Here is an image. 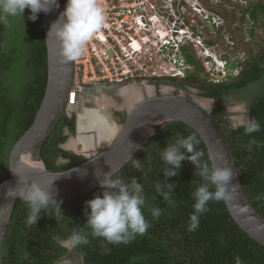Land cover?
I'll return each mask as SVG.
<instances>
[{
    "label": "trees",
    "instance_id": "1",
    "mask_svg": "<svg viewBox=\"0 0 264 264\" xmlns=\"http://www.w3.org/2000/svg\"><path fill=\"white\" fill-rule=\"evenodd\" d=\"M226 2L230 4V1ZM224 11V14L216 12L225 20L229 12L228 21L235 12L242 13V23L250 17L257 26L250 37H254L256 29L264 34V0L250 2L247 7L236 4ZM31 15V11L25 9L22 16L10 17L8 24L0 23V184L10 178L9 154L32 125L48 80L41 13L35 22L29 19ZM260 17L262 21L258 22ZM259 42L256 45L259 54L251 50L241 63L243 67L249 66L234 82L208 88L200 76L205 71L203 65L199 66L194 78L202 90L207 89L205 96L215 98L219 106L223 93L235 100L246 101L253 119L260 125L259 131L246 135L245 125L237 129L223 125L226 119L221 106L218 114H212L231 144L244 193L264 219V45H261L264 41ZM181 51L188 65H198L188 46H183ZM171 83L176 85L174 81ZM75 126V117L64 115L44 143L41 154L49 170L66 171L87 160L58 148L66 140L63 129L68 127L74 132ZM193 133L200 141L197 149L207 160V148L199 135L185 123L175 122L154 135L146 147L113 176L126 182L135 178L144 186L143 214L150 225L144 234H136L126 243H108L92 235L86 226V212H90L86 202L102 195L104 189L101 186L63 205L60 221L56 207L50 205L31 226L26 222L29 209L22 199H18L3 241V264H56L62 257L79 264H237V259L241 264H264V247L240 229L224 200L210 201L209 211L200 216L199 227L195 231L188 230L195 203L192 193L204 181L187 159L181 162L176 176L166 179L163 169L167 166L161 154L171 139ZM60 156L68 158L69 163L57 165L56 158ZM134 159L140 160L139 170L133 167ZM166 183L173 185L171 203L164 200L156 188L158 184ZM164 191L168 189L164 188ZM156 207L162 210L158 218L152 216V209ZM73 231L84 232L89 243L69 252L60 241L67 239Z\"/></svg>",
    "mask_w": 264,
    "mask_h": 264
},
{
    "label": "water",
    "instance_id": "2",
    "mask_svg": "<svg viewBox=\"0 0 264 264\" xmlns=\"http://www.w3.org/2000/svg\"><path fill=\"white\" fill-rule=\"evenodd\" d=\"M58 7L48 14L41 12L42 27L47 50L48 80L45 95L30 128L13 146L9 158L10 178L0 184V264H3V241L19 196L12 197L13 191L32 182L50 191L58 207L71 203L100 186L97 173L120 172L150 139L171 123L181 122L191 127L204 142L212 163L218 167H230L233 177L224 199L225 205L235 223L251 239L264 247V219L252 207L241 185L231 144L218 121L201 104L183 95L150 96L139 101L130 110L123 125L107 144L101 143L103 151L66 171H51L42 157V148L64 115L69 102L78 92L75 88L77 74L76 60L66 62L62 56L61 43L52 26L65 11L64 0H57ZM66 20V18H65ZM111 89L117 86L98 84L99 88ZM112 91V90H111ZM76 111V108H75ZM77 112V111H76ZM77 114V125L79 114ZM76 125V126H77ZM135 145L140 146V150ZM217 154L224 159H216ZM237 189L232 191V187ZM57 209L55 204H52ZM60 221V212H56Z\"/></svg>",
    "mask_w": 264,
    "mask_h": 264
},
{
    "label": "clouds",
    "instance_id": "3",
    "mask_svg": "<svg viewBox=\"0 0 264 264\" xmlns=\"http://www.w3.org/2000/svg\"><path fill=\"white\" fill-rule=\"evenodd\" d=\"M53 6L58 7L57 0H0V23L8 24L10 17L22 16L25 9L31 11L32 15L29 19L35 22L41 12L48 14L52 11ZM105 20V10L98 0H67L65 11L52 26L49 34L55 30L56 38L61 43L62 56L66 62H71L77 60L84 53L87 43L104 27ZM186 34L183 29L175 28L174 33L167 39V43H163L161 40L166 39L167 35L161 38L160 46L163 48L161 54H165L164 49L167 47L181 51L187 42L194 39L191 38L194 35ZM206 56L207 62L213 65L218 76L226 79L229 60H219L217 56L210 55V53ZM175 62L180 70L184 69V63L187 64L185 58L182 57H179ZM187 66L190 65L187 64ZM231 74L230 70L229 77ZM177 76H181V74ZM259 128L260 125L255 119H248L244 126L245 134L255 133L259 131ZM199 143L195 133L187 137L177 136L168 142V146L161 154V159L167 166L163 169L166 179L176 176L177 170L181 169V162L187 159L194 165L196 174L204 181L192 193L195 203L193 204V213L189 218V231H195L199 227L200 216L209 211L210 201H221L226 198L227 185L233 177L230 167L216 166L212 163L211 156L207 160L203 159L204 153L197 149ZM135 146L137 150H140L139 145ZM186 153L191 155H186ZM216 159L223 160L224 157L217 154ZM132 163L136 169L141 168L140 160L134 159ZM97 177H103L100 179V186L104 191L102 195H97L94 199L86 202L87 209H90V212H86V226L91 229L92 235L103 238L108 243H126L134 235L144 234L150 226L143 214L146 204L144 186L138 183L135 178H131L130 182L119 177L114 178L112 172L97 173ZM172 186L167 183L163 186L159 184L156 186L157 191L169 203L172 202L170 199ZM164 188H167L168 191H164ZM236 189V186L232 187V191ZM16 196H19L29 209L26 221L29 226L35 225L41 212L52 204H55L57 211L61 212L52 193L35 182H32L30 186L26 182V186L21 187L18 192L13 191L12 197ZM161 214L160 208L152 209L154 218H158ZM88 243L87 235L82 231H73L67 239L60 241L61 246L69 251ZM56 264H72V260L62 257ZM237 264H241L239 259H237Z\"/></svg>",
    "mask_w": 264,
    "mask_h": 264
},
{
    "label": "rangeland",
    "instance_id": "4",
    "mask_svg": "<svg viewBox=\"0 0 264 264\" xmlns=\"http://www.w3.org/2000/svg\"><path fill=\"white\" fill-rule=\"evenodd\" d=\"M226 1H230V4L228 5ZM253 1L258 0H153L154 6L157 9H155L156 13L151 22L147 20V31H140L139 36H137L138 38H145L146 41L149 40L148 43L144 45L145 51L140 55H135L136 61L142 64V70H139L135 75L139 73L141 77L135 76L133 79H130V81H127L126 83L128 84L125 85L127 87L130 85H140V83L142 84L143 82L142 85L146 86V88H144V93L140 90L142 93L140 95L139 92H134V90L132 91L131 88L128 87L127 91L130 98L135 97L136 100L131 103L132 105H130V107H127L123 103L124 101L122 98L118 99V96L114 95L113 92L105 94L103 91V97L96 99L99 105L98 107L104 110V112H107L114 122H118L116 120L119 119L117 111H123V108H126L124 113H129L140 100L150 96L178 94L195 100L203 107L211 108L212 101L200 95L198 90L191 87L187 88L180 82H177L176 85L171 84L169 79L171 77L182 78L185 76L186 70L194 73L198 71L197 69L199 66L203 65L202 67H204L205 71L202 72L200 76L208 85L232 83L233 78L231 77L236 75L237 71H242L243 68L240 67L241 63L250 55L251 50L254 49V52L259 54L256 45L260 43L259 41H264V34L256 29L254 37H250L251 35L249 34L254 31L253 29L257 26L249 19H246L245 24L240 23L242 22V13L240 12H235V14L229 18V21L234 23L230 26L231 23L228 21L229 12H227V20H225L216 11L224 14V10L227 11L228 7L230 8L232 5L238 4L240 7H247L249 3ZM224 4H227V7H224ZM261 18L262 17H260L258 22L262 21ZM175 28L183 29L185 33L194 35V37L191 36V38H194L193 41L190 40L187 42L186 46H188L193 53L198 63L197 66H191V68L188 69L187 64L184 63V69L180 70L175 62L179 57L184 58L180 50L177 51L172 47H167L164 49V55L159 52L160 39L166 35L167 38L165 40L169 39L170 35L174 33ZM244 37L246 39H244ZM161 40L164 41L163 39ZM209 42L212 43L210 44ZM242 42L246 44H242ZM261 45H264V42ZM262 48H264V46H262ZM208 53L217 56L219 60H229V71L226 79H222L221 76H218V72L213 69V65L207 62L206 55ZM87 68H89L88 65ZM230 70L232 74L229 77ZM178 74H181V76H177ZM84 75V72H81L79 77H76L75 88H79V91L85 89L84 80L89 82V79ZM148 79L153 80L147 81ZM159 79H161L163 83L159 82ZM89 94V92H83L80 96L79 104H77L78 107L81 106L80 116L87 117L89 114L92 116L99 115V119L97 120L101 119L103 122L104 117H100V112L97 113L95 110H86L82 107L89 97ZM242 102L241 99H238L234 100V102L229 105V120L233 125L245 124L247 120L250 119L248 109L244 104L245 102ZM73 111L74 105L69 104L68 114L72 116ZM77 112L79 113V111ZM121 124L123 123H120V126ZM109 128L112 129L113 127L109 126L106 129L108 130ZM110 133H114L113 129ZM64 148L85 158L93 157L103 149L99 147L89 152H84L82 145L77 144L74 141V137H70L65 143ZM72 264H77V262L74 260Z\"/></svg>",
    "mask_w": 264,
    "mask_h": 264
},
{
    "label": "built area",
    "instance_id": "5",
    "mask_svg": "<svg viewBox=\"0 0 264 264\" xmlns=\"http://www.w3.org/2000/svg\"><path fill=\"white\" fill-rule=\"evenodd\" d=\"M98 3L105 10V25L76 60V77L84 72L89 79L83 81L85 84L111 85L124 84L135 76L140 78L139 73L135 74L142 70V64L135 55L145 51L144 45L149 40L137 36L140 31H147V20L151 22L156 13L153 0H98ZM66 4L64 0V9ZM159 52H163L161 46Z\"/></svg>",
    "mask_w": 264,
    "mask_h": 264
},
{
    "label": "flooded vegetation",
    "instance_id": "6",
    "mask_svg": "<svg viewBox=\"0 0 264 264\" xmlns=\"http://www.w3.org/2000/svg\"><path fill=\"white\" fill-rule=\"evenodd\" d=\"M248 19L250 20V17H248ZM240 23H242V22H240ZM242 24H245V23H242ZM191 66L195 67L194 65H190V66H187L188 69L191 68ZM248 66H244V67L241 66V68H243L242 71L245 68H247ZM242 71L241 72L240 71H237L236 75H234L233 77H231V78H233V81L232 82H234L235 80H237V78L239 76H241ZM194 75H196V71L194 73H192L191 71H187L186 70L184 77H182V78L171 77L169 79V82L170 83L172 81H174L176 83L177 82H180L181 84H183L187 88L191 87L193 89L198 90L200 95H202V96H204L207 99H209V100L212 101L211 108L204 107L211 114H218V109L221 106V111L225 114L224 115V119H226V122L223 124L224 126H226L228 128H231V129H237L238 127L244 126L246 124L245 123V124H241V125H239V124L233 125L230 122V120H229V113H230V111H229V105L232 104V102H234V100H235L234 98H232V97L226 95L225 93H223L222 94V100H221V103H220V106H219L218 103L216 102V99L215 98L205 96V92L207 93V89H204V90L201 89L200 84H198L199 82L196 81V79L194 78L195 77ZM151 80H153V79H150V80L148 79L147 81H151ZM158 81L163 83V81H161V79H159ZM126 84H128V83L113 85V86H117V87H113V88L109 89L108 92L105 91V94L106 93L113 92L114 95L118 96L117 97L118 99L119 98H122V100L124 101L123 103L125 104V106L130 107V105H132L131 103L134 100H136V98L135 97L134 98H132V97L130 98V96L128 94V91H127L128 87L129 88L135 87V89L133 88L134 92H139L140 95H141L142 93H144V90H145L144 88H146V86L142 85L143 82H142V84L140 83V85H130L128 87L125 86ZM96 85H98V84L86 85V87L88 86L89 88H92V89L89 92L90 94H89V97L87 98L86 102L83 105L82 104L81 105L86 110H92V111L95 110L97 113L100 112V117H102V118L104 117L103 122L101 121V119L100 120H97V119H99V117H98L99 115L98 116H96V115L92 116L91 114H89L87 117L80 116V114H81V112H80L81 106L78 107L77 104L74 105V111H73L72 116L69 115L68 112H67V116L69 118H71V117L74 116L75 117V123H77V114L76 113H78V112H76V111H79V113H78L79 114L78 115L79 116V123H78V125L76 124L77 126H75V131L74 132H71V130L68 127H65L63 129V135L66 137V140L64 142L60 143L59 146H58V148H60V149H62L64 151H67V152H71V151H69V150H67V149L64 148L65 143L70 139V137H74V141L78 144V141H79L78 138L81 137L80 135L89 137L90 142L94 144L95 148H99V147L100 148H104V147H102L101 143H103V144H105L106 142L108 143V141H110V138L109 137H112L115 134L116 130L119 129L120 123H123L124 124V122L126 121V119L128 117V114H129V113H126V114L124 113L126 111V108H123L121 106L123 108V111L122 110L117 111V116L119 117V119L116 120L118 122H114L112 120L111 116L108 115L107 112H104V110H102L100 107H98L99 105H98L96 99L97 98H100V97H103V96H102V93H98L97 91L94 92V88H95ZM218 85H222V84H211V85H208L207 84L206 86L209 88L211 86L212 87H216ZM99 89L100 90H103V91L105 90L103 88H99ZM110 90H112V91H110ZM123 90H126V91L123 92ZM140 90H142V93H141ZM85 93H87V92H85ZM98 94H101V96H99ZM243 102H245L244 104H245V106L248 109V113H249V116H250V119L249 120L253 119L252 113H251V109L249 108V105L247 104L246 101H243ZM69 104L72 105V102H69ZM78 104H79V102H78ZM75 108H76V111H75ZM123 124H121V125H123ZM109 126H112L113 127L112 129H113L114 133H110L112 129H110V128H109L110 130L109 129L108 130L106 129ZM80 145H83V144H80ZM71 153L74 154V155L77 154V153H74V152H71ZM66 163H69L68 158L63 157V156H60V157H57L56 158V164L57 165H64ZM69 252H72V250L69 251ZM77 264H79V263H77Z\"/></svg>",
    "mask_w": 264,
    "mask_h": 264
},
{
    "label": "bare ground",
    "instance_id": "7",
    "mask_svg": "<svg viewBox=\"0 0 264 264\" xmlns=\"http://www.w3.org/2000/svg\"><path fill=\"white\" fill-rule=\"evenodd\" d=\"M134 89H135V87H133ZM131 90L133 91V89L131 88ZM108 92L109 91V89H106V90H104V92ZM111 91V90H110ZM124 91H126V90H123V92ZM95 92V91H94ZM103 92V90H100V89H98V93H102ZM97 93V92H96ZM81 94H82V92H78L77 93V98L72 102V104L73 105H76V104H78V102H79V100H80V96H81ZM99 96H101V94H98ZM98 96V97H99ZM96 108V107H95ZM98 108V107H97ZM117 131V130H116ZM116 133V132H115ZM81 137H79L78 139H79V141H78V144H83L82 145V147H83V151L84 152H89V151H91V150H94L95 149V146H94V144L93 143H91L90 142V140H89V137H87V136H82V135H80ZM109 138H111V137H109ZM107 143V142H106ZM105 143V144H106ZM104 145V144H103Z\"/></svg>",
    "mask_w": 264,
    "mask_h": 264
}]
</instances>
